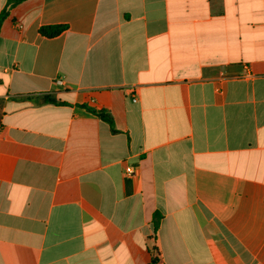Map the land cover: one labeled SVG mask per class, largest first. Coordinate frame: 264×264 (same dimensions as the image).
Here are the masks:
<instances>
[{
  "label": "crops",
  "instance_id": "obj_1",
  "mask_svg": "<svg viewBox=\"0 0 264 264\" xmlns=\"http://www.w3.org/2000/svg\"><path fill=\"white\" fill-rule=\"evenodd\" d=\"M153 246L264 264V0L20 3L0 27V264Z\"/></svg>",
  "mask_w": 264,
  "mask_h": 264
},
{
  "label": "trees",
  "instance_id": "obj_2",
  "mask_svg": "<svg viewBox=\"0 0 264 264\" xmlns=\"http://www.w3.org/2000/svg\"><path fill=\"white\" fill-rule=\"evenodd\" d=\"M24 1L26 0H7L5 7L0 12V27H1L2 22L9 16L10 11L14 7H16L17 5H19L20 3ZM63 30H64V26H44V27H40L39 34L46 38H52V37L59 35ZM43 100L45 102H54L49 97H45ZM87 110L91 112L92 114L96 115L97 117H99L102 121L106 122L109 125L111 131L115 132L113 120L108 113L104 111H94L90 108H88ZM160 218H161V215L158 212H155L152 215L153 233H155L158 228ZM150 251L152 253L150 264H156L158 262V251L155 246H153Z\"/></svg>",
  "mask_w": 264,
  "mask_h": 264
},
{
  "label": "built area",
  "instance_id": "obj_3",
  "mask_svg": "<svg viewBox=\"0 0 264 264\" xmlns=\"http://www.w3.org/2000/svg\"><path fill=\"white\" fill-rule=\"evenodd\" d=\"M58 83H59V84H62L61 81H58ZM124 172H125V175H126L127 177H131V176L134 175V170H133L132 167H126Z\"/></svg>",
  "mask_w": 264,
  "mask_h": 264
}]
</instances>
